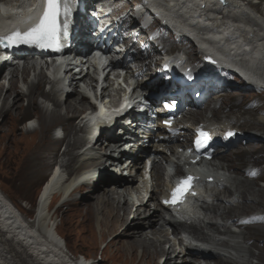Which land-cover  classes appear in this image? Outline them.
<instances>
[{"label": "bare ground", "instance_id": "6f19581e", "mask_svg": "<svg viewBox=\"0 0 264 264\" xmlns=\"http://www.w3.org/2000/svg\"><path fill=\"white\" fill-rule=\"evenodd\" d=\"M79 1L83 4V14L76 10L73 15L74 25L77 24L76 40L91 48L94 41L87 14H91L96 5L108 0ZM224 1L221 5L216 0H147V6L163 22H169V28L177 30L178 42L190 45V51L196 59L199 60L203 54L189 36L203 51L218 56L223 63L251 72L250 76L264 84V7L259 6L264 0H259V4L256 0ZM31 8V5L22 7V15L14 18L19 22L26 21L30 17L26 10ZM123 40L131 42L133 38L127 35L123 36ZM131 43L133 46L126 58L133 61L126 70L131 74L136 72V78H157L159 72L154 71L157 60L154 63L145 56L151 54L152 49L147 47L141 51L138 42ZM76 54L82 56V53ZM70 55L66 52L62 57L63 66L52 69L51 79L47 75V72L50 74L49 69L45 68L48 58L26 54L0 61V133L8 143L4 148V158L6 162L12 163L14 158L22 157L23 163L31 167L38 166L37 169H8V173L32 179L40 170L51 166L57 157L59 160L62 158L55 166L61 169V173L57 177L59 171H56L43 184L35 204L36 214L31 220H26L23 211L0 188V264H78L82 259V264H101L97 260L99 256H102L100 261L103 264H264V227L246 229L240 224L244 230L235 234L228 226L229 221L236 223L240 215L248 214L250 204L264 207V186L254 188L248 181L228 173L229 168L236 169L245 163V151L237 149L232 152L235 161L221 149L218 151L229 189L213 196L214 202L205 206L203 218L200 217L198 223L187 225L193 236L201 235L205 242L211 235H204V230L236 238L232 242L224 239L215 243L235 253L238 259L231 255L226 257L225 263L221 258L212 261L214 256L199 252L191 240L186 242L180 238V227L172 225L164 215L165 209L158 200L168 183L160 166L156 169V183L147 192L138 178L141 167L136 162L125 165L119 160L120 167L114 163L105 166L102 162L107 154L104 141L108 136L107 129L94 135L88 128L84 119L88 114L85 112L88 109L97 110V107H89L86 93L77 83L74 73V69H87L91 63L78 56L70 60ZM173 55L171 53L169 57ZM186 57L192 58V55L188 53ZM173 60L182 59L174 56ZM89 78V75H84V79ZM109 78L102 96L106 106L113 107L118 103L120 94L115 89L114 80ZM46 83L49 88L43 90ZM192 104L194 106V102L185 103L184 108L192 107ZM188 108L179 125L209 120L207 114L197 117V113L190 112ZM214 108L213 105L208 111L213 116L216 114ZM153 109V106L148 107L150 112ZM28 118L35 120V126L30 129L24 127L23 133L21 130L16 133L15 123ZM222 118L219 117L213 126H219ZM249 118L255 126L264 124V116ZM155 126L160 127L159 124ZM96 127L104 129L105 124L100 121ZM190 127L187 125L185 129H180L186 132ZM56 128H59L58 133L61 132L62 136H54ZM151 135H138L134 146L122 154L131 157L142 155L148 149L144 142H148ZM121 142L119 140L117 144H125ZM61 146L63 149L59 152ZM163 156L168 159L167 153H163ZM124 172L128 178L123 177ZM231 188L234 190L231 191ZM226 192L228 195L224 196ZM57 202L58 211H55ZM65 206L69 207L68 217L89 248V252L83 253L82 259L66 253L65 233L58 223V212ZM172 228L175 230L174 238L171 237ZM62 243L65 246L61 254H56L58 245ZM13 245H20V250L25 249V255L17 253ZM227 258L232 262L228 263ZM74 259L75 262H72Z\"/></svg>", "mask_w": 264, "mask_h": 264}, {"label": "rangeland", "instance_id": "374dc122", "mask_svg": "<svg viewBox=\"0 0 264 264\" xmlns=\"http://www.w3.org/2000/svg\"><path fill=\"white\" fill-rule=\"evenodd\" d=\"M264 7V3L261 5L260 8ZM170 39H173L171 37V33H164ZM169 48L173 49H178L181 48L182 51L185 53H189L192 55V58H189V60L193 63L198 64L200 59H196V57L193 55L192 47L189 45H184L178 42V40H173V42H170V45H167ZM194 49V47H193ZM200 55V53L198 54ZM2 74V73H0ZM5 76L3 77V80L5 79ZM4 86V81L2 84V87ZM220 102V106L216 108V114L217 112L223 114V115H232L234 116V119L236 120L237 123L240 124L243 129H249V127H253L254 124L249 121H245V117L248 115L251 117L258 116L259 114H264V92L261 93V91L257 90H233L231 93L227 92L225 94H220L218 96L213 97L212 99H209L208 101H205L201 103L199 106H189L190 112L192 111L193 113H197V117H199L201 114L206 115L207 112L210 110V107L213 106L214 101L217 100ZM252 102L253 104L257 105L259 104L258 107H254L253 109L247 108V103ZM25 99L23 100V104H25ZM260 111H263L262 113H258ZM188 112V110H187ZM184 113V112H183ZM221 114H217L216 117L220 116ZM208 115V114H207ZM25 125V121L22 122L20 120L15 123V128H16V133H19V130L23 133L25 130H23ZM21 128V129H18ZM11 129V127H9ZM36 135L33 137L35 138ZM8 146L7 139L5 140L4 136L0 133V188L3 191L5 195H7L13 203L20 208L23 211L24 217L27 216L29 220L32 219L33 214H36V206L35 205L38 202V197L40 196L41 189L43 184L48 180L50 176V170L57 166L62 159L60 157H57L56 160H53L52 165L48 166V168L44 169L43 171L40 170L39 174L35 175L32 179H24L21 176H13L12 174L8 173V169H19V168H24V167H29L32 169H37L38 166H30L26 163H23L22 157H16L13 159L14 162L9 163L6 162L4 158V148ZM253 149L247 156L246 160L247 161H257L259 158L262 160L261 162L259 161V164H261V172L263 173L264 176V146L261 145H237L234 146L230 149H221V151H224L226 153L227 157L232 158L234 161V157L232 155V152L236 151L237 149H248V148ZM63 149V146L59 148V152ZM240 150L238 151L239 153ZM13 151V150H12ZM223 153V154H225ZM219 156V155H218ZM219 161V160H218ZM8 163V164H7ZM57 164V165H56ZM238 166V164L236 163ZM240 166V165H239ZM241 167V166H240ZM229 172L232 176H235L237 178H241L242 180H246L251 185L255 188L260 187V183H258L256 180L248 179L246 176H244L243 168H236L232 169ZM259 173L262 175V173ZM126 174V172L123 173V176ZM244 174V175H243ZM262 176V177H263ZM254 208H259L260 210L264 209V207H261L259 205H253L250 204L248 209H254ZM69 207L65 206L63 207L59 212V225L61 230L65 233L64 240H65V245L67 247L66 253L68 255L72 256L73 258H78L82 259L83 253L89 252V248L86 247L85 241L82 240L80 235L78 234L77 227L73 222H71L70 218L68 217V214L70 213L68 211ZM55 211H58V206L55 207ZM166 215V214H165ZM26 218V217H25ZM26 218V219H27ZM14 246V245H13ZM19 246H14V249H16L17 253H24L25 249L20 250ZM260 247V244H258ZM86 248V249H85ZM88 249V250H87ZM73 251V252H72ZM25 255V253H24ZM99 256V255H98ZM96 256V258L98 257ZM100 258V259H99ZM8 260V259H7ZM10 260V259H9ZM8 260V261H9ZM101 264H103L102 256H99L97 258ZM161 261V260H160ZM10 264H17V262H13Z\"/></svg>", "mask_w": 264, "mask_h": 264}, {"label": "snow or ice", "instance_id": "6c2138e0", "mask_svg": "<svg viewBox=\"0 0 264 264\" xmlns=\"http://www.w3.org/2000/svg\"><path fill=\"white\" fill-rule=\"evenodd\" d=\"M69 12L68 0H43V7L38 19L25 31L17 29L7 36H0V45L12 47L19 44H36L40 47L58 48L61 33L66 34L67 32L66 17ZM62 14L65 20L61 23L60 17ZM234 134V132L228 131L226 137ZM210 139L209 133L199 130L195 141L197 148L205 147ZM193 179V177L189 176L182 181L181 185L173 190L172 199L165 201V203L176 204L180 202L182 197L191 191Z\"/></svg>", "mask_w": 264, "mask_h": 264}]
</instances>
